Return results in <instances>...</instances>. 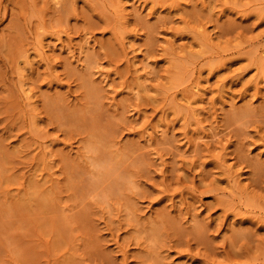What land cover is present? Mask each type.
Segmentation results:
<instances>
[{
	"label": "rangeland",
	"instance_id": "374dc122",
	"mask_svg": "<svg viewBox=\"0 0 264 264\" xmlns=\"http://www.w3.org/2000/svg\"><path fill=\"white\" fill-rule=\"evenodd\" d=\"M262 43L264 0H0V264H264Z\"/></svg>",
	"mask_w": 264,
	"mask_h": 264
},
{
	"label": "bare ground",
	"instance_id": "6f19581e",
	"mask_svg": "<svg viewBox=\"0 0 264 264\" xmlns=\"http://www.w3.org/2000/svg\"><path fill=\"white\" fill-rule=\"evenodd\" d=\"M122 1H123V0H122ZM201 1L203 2L204 0H201ZM120 2H121V1H119L118 3H120ZM131 5H133V3H132ZM122 6H123V5H122ZM122 6H121V8H122ZM124 6H125V5H124ZM124 6H123V8H124ZM127 6H128V4H127ZM127 6H126V8H127ZM119 8H120V6H119ZM121 8H120V9H121ZM126 8H125V9H122V10H120V11H125ZM123 13H124V12H123ZM126 13H128V12H126ZM124 14H125V13H124ZM122 16H123V15H122ZM124 16H126V15H124ZM127 16H128V15H127ZM62 31L64 32V30H62ZM40 33H44V36H45V31H44V32H40ZM40 33H39V34H40ZM60 34H61V33H60ZM135 34H136V33H135ZM40 35H41V34H40ZM42 35H43V34H42ZM131 35H132V34H131ZM60 36H61V35H60ZM132 36H133V35H132ZM134 36H135L134 38L136 39L137 35H134ZM202 37H203V42H204L205 44H212V43L214 42L213 40L215 39V38L213 39V33L210 34V33H208L206 30H204V31L202 32ZM215 37H216V36H215ZM61 38H63V37L61 36V37H59L58 39L62 40ZM128 38H130V36H129ZM134 38H132V39H130V40H133ZM39 39H40V38H39ZM86 39H87V42H88V41H89L88 38H86ZM135 39H134V40H135ZM41 40H43V39L41 38ZM41 40L38 41V42H40V44H41ZM63 41H64V40H63ZM84 41H85V42H83V43L86 44V43H87L86 40H84ZM134 42H135V41H134ZM129 43H130V42H129ZM135 43H136V42H135ZM38 44H39V43H38ZM42 44H43V45H42ZM42 44H41V45H42V48H41V49H43V46L45 47L43 41H42ZM55 44H56V47H57V45L60 44V42H57V43H55ZM65 44H66V43H65ZM65 44L62 43V41H61V44L58 45V46H60V50H61V47H62V49H63V45L65 46ZM88 44H90V42H88ZM41 45H40V46H41ZM83 45H84V44H83ZM40 46H39V47H40ZM46 46L48 47L49 45H46ZM67 46H68V45H67ZM67 46H65V47H67ZM86 46H88V45H86ZM89 46H91V45H89ZM89 46H88V47H89ZM92 46H93V45H92ZM92 46H91V47H92ZM131 46H132V45H131ZM179 46H180V45H179ZM263 46H264V44L262 43L261 46H260L258 49H256V51L259 52V53H258V56H259L261 53H264V47H263ZM81 47H82V48H81ZM81 47H80V49H83L84 51H86L87 49H90V48H91V47H90V48H87V47H86V50H85V47H84V48H83V46H81ZM133 47H134V44H133ZM182 47H183V46H182ZM37 48H38V47H37ZM94 48H95V47H94ZM94 48H92V51L94 50ZM134 48H135V47H134ZM136 48H137V47H136ZM136 48H135V50H137ZM178 48H181V47H178ZM34 49H35V51H36V48H34ZM39 49H40V48H39ZM64 49H65V48H64ZM183 49L185 50V48H183ZM37 50H38V49H37ZM44 50H45V48H44ZM179 50H180V49H179ZM90 51H91V50H90ZM90 51L87 50V51L84 52V53H88V52H90ZM181 51H183V50H181ZM44 52H45V51H43V54H44ZM70 52H71V54H72V52H73L72 56H73L74 53H75L74 51H70ZM133 52H134V51H133ZM135 52H136V51H135ZM35 53H38V52L36 51ZM41 53H42V52H41ZM46 53H47V51H46ZM81 53H83V52H80L79 55H80L81 57H83V56H84V53H83V55H81ZM43 54H39V55H40V56H43ZM136 54H139V53L137 52ZM136 54H134L135 57H137ZM27 55H28V54H27ZM27 55H26L27 59L29 58L28 56H30V58H31V55H28V56H27ZM37 55H38V54H37ZM37 55H36V56H37ZM86 55H88V54H86ZM134 55H133V56H134ZM33 56H35V54H34ZM70 56H71V55H70ZM26 57H25V58H26ZM74 57H75V56H74ZM39 58H40V57H39ZM41 58H42V57H41ZM41 58H40V59H41ZM34 59H36V58L34 57ZM34 59H33V57H32V58H31V61H30V59H29L28 61H27V60H26V61L29 62V65H30V63H32V61H33ZM42 59H44V58H42ZM74 59H75V58H74ZM78 59H80V58L78 57ZM24 60H25V59H24ZM80 60H81V59H80ZM26 61L23 62V63H24L23 66H22V65L20 66L22 69H23V67L25 68V63H26ZM35 61H36V60H35ZM37 61H38V60H37ZM74 61H75V60H74ZM76 61H77V60H76ZM81 61H82V60H81ZM134 61H135V60H134ZM136 61H137V60H136ZM136 61H135V62H136ZM33 62H34V61H33ZM34 63H35V62H34ZM133 63H134V62H133ZM27 64H28V63H26V65H27ZM33 65H34V64H33ZM33 65H31V67H32ZM137 65H138V63H137ZM146 65H147V64L142 65V69H146ZM143 66H144L145 68H144ZM28 67H30V66H28ZM21 68H20V72L23 73V72H22L23 70H22ZM25 69H27V67H26ZM25 69H24V70H25ZM99 69H100V68H99ZM136 69H138L137 66H136ZM140 69H141V68H139V70H140ZM142 69H141L140 71H142ZM28 70H30V69H28ZM28 70H26V71H28ZM100 70H101V69H100ZM26 71H25V73H26ZM97 71L99 72L98 69H97ZM144 71H147V70H143V72H144ZM100 72H103V71H100ZM147 72H148V71H147ZM141 73H142V72H141ZM144 73H145V72H144ZM144 73H142V74H143L144 77L146 78L145 75H148L149 72H148V74H147V73L144 74ZM263 73H264V72H263ZM93 74H94V72L92 73V75H93ZM139 74H140V73H139ZM25 75H26V74H25ZM95 75H96V73H95ZM99 75H100V73H99ZM21 76H22V74H21ZM93 76H94V75H93ZM101 76H102V74H101ZM104 76H106L105 73H103V77H104ZM139 76H140V75H139ZM141 76H142V75H141ZM262 77H263V78H262ZM262 77H259L260 80H261L260 83H263V84H264V74H262ZM101 78H102V77H101ZM140 78H141V77H140ZM145 78H143V81H146V80H144ZM208 78L210 79V77H208ZM208 78H207V79H208ZM259 78H258V79H259ZM261 78H262V79H261ZM102 79H103V78H102ZM107 79H108V78H107ZM137 79H139V78H137ZM21 80H22V78H21ZM104 80H105V79H104ZM105 81H106V80H105ZM105 81H103V82H105ZM107 81H108V80H107ZM139 81L142 82V79H139ZM195 81H196V80H195ZM206 81H207V80H206ZM257 81H258V80H257ZM22 82H23V81H22ZM23 83H24V82H23ZM201 83H202V82L198 80L197 82H195V83L192 85V86H193V92L191 91V93L196 94V95H193V96L196 97V98L198 97V99H200L199 97L203 98V97H202V94H204V92L206 91V88H205L204 86H202ZM138 84H139V85H138ZM143 84H144V83H143ZM257 84L259 85L258 82H257ZM22 85L24 86V87L22 86V88H21V90H23L22 95H23L24 93H26L27 98H30V101H31L32 95H30L29 92H31V94H33L32 91H31V90L28 91V89H25V88H26V83H24V84H22ZM30 85H31V84H30ZM136 85H137V87H139V86H140V83H139V82H136ZM147 85H148V84H147ZM147 85H146V86H147ZM141 86H142V84H141ZM141 86H140V87H141ZM146 86H145V87H146ZM260 86H262V85L260 84L259 86H257V88H260ZM263 86H264V85H263ZM140 87H139V89H140ZM145 87H143V88H145ZM148 87H150V86H148ZM134 88H135V87H134ZM150 88H152V87H150ZM150 88H149V89H150ZM153 88H154V87H153ZM31 89H33V87H32ZM146 89L149 91L148 88H146ZM146 89H145V90H146ZM135 90H138V88H137V89L135 88ZM147 90H146V92L144 91L145 94L147 93ZM150 90H151V89H150ZM155 90H156V89H155ZM139 91H141V89H140ZM139 91L136 92V95H138V93H140ZM148 93H150V92H148ZM148 93H147V95H148ZM191 95H192V94H190L189 98H191ZM197 95H199V96H197ZM200 95H201V96H200ZM24 96H25V94H24ZM22 97H23V96H22ZM189 98H188V99H189ZM192 98H193V97H192ZM33 99H34V98H33ZM33 99H32V100H33ZM198 99H197V100H198ZM185 100H186V99H185ZM193 100H194V102H196L195 99H193ZM203 100H204V99H203ZM30 101H29V103H30ZM200 101H201V99H200ZM200 101H198V102H200ZM31 102H32V101H31ZM185 102H186V101H185ZM187 102H190V101L187 100ZM187 102H186V103H187ZM191 102H193V101H191ZM198 102H197V103H198ZM32 103H33V102H32ZM32 103H30V104H32ZM191 104H192V105L189 104V108H190L191 106H193V103H191ZM187 105H188V104H187ZM194 105H195V104H194ZM193 107H194V106H193ZM191 108H192V107H191ZM191 108H190V109H191ZM198 108H199V107H198ZM198 108H197V110H198ZM187 109H188V106H187ZM193 109H196V108H193ZM199 109H201V108H199ZM192 112H193V111H192ZM194 112H195V114H196V111H195V110H194ZM194 112H193L192 115H194ZM38 113H40V112H38ZM198 114H200V113L198 112L197 115H198ZM37 115H38V114H37ZM195 117H196V116H195ZM195 117H194V118H195ZM197 118H198V116H197ZM158 120H159V119H158ZM196 120H200V119L198 118V119H196ZM159 121H161V120H159ZM163 122H164V121H163ZM157 123H158V122H157ZM164 124H165V122H164ZM201 124H202V123H201ZM36 125H37V124H36ZM38 125H39V123H38ZM38 125H37V126H38ZM159 125H160V124H159ZM159 125L156 124V126H155V127H157V128H156L157 131H158V126H159ZM165 125H167V123H166ZM37 126H36V128H38ZM150 127H151V126H150ZM167 127H168V126H167ZM160 128H162V125L160 126ZM148 129H149V128H148ZM151 129H152V128H151ZM160 130H161V129H160ZM162 130H163V134H164V130H165V128H164V129L162 128ZM162 130H161V132H162ZM203 130H204V129H203ZM157 131H156V132H157ZM167 131H168V130H167ZM167 131L165 130V132H167ZM147 132H148V131H147ZM158 132H159V131H158ZM152 133H153V131H152ZM152 133H150V134L152 135ZM148 134H149V133H148ZM203 135H204V134H203ZM203 135H202V137H203ZM216 135H217V134H216ZM147 136H149V135H147ZM200 136H201V135H200ZM206 136H207V135H206ZM208 136H209V135H208ZM210 136H211V135H210ZM212 136L214 137V135H212ZM260 136H262V135H260ZM204 137H205V136H204ZM204 137H203V138H204ZM145 138H146V137H145ZM150 138H152V137L150 136V137H149V140H151ZM199 138H200V137H199ZM263 138H264V136H263ZM146 139H147V138H146ZM260 139H261L262 141L264 140V139H262L261 137H260ZM262 141H261V142H262ZM263 142H264V141H263ZM263 142H262L261 145L264 146V143H263ZM50 144H51V143H50ZM49 146H50V145H49ZM45 148H46V147H45ZM45 148H44V149H45ZM49 150L52 151V149H49ZM49 150H48V151H49ZM49 152H50V151H49ZM51 153H52V152H51ZM47 154H48V153H47ZM101 167H103L102 164H101ZM103 169H104V168H103ZM242 173H243V172H242ZM242 173H239V174L242 175ZM239 174H237L238 176L236 175L237 177L234 178L235 182L238 181V180H241V181H242L243 178H242V179H238V178H240V176H241V175L239 176ZM243 174H244V173H243ZM233 177H234V176H233ZM231 178H232V177H231ZM228 181H230V178L228 179ZM241 181L239 182L240 184H241ZM230 182H231V181H230ZM235 182H232L231 184H234ZM237 183H238V182H237ZM231 184H230V185H231ZM235 184H236V183H235ZM235 184H234V186H235ZM240 184H238V185H240ZM228 185H229V184H228ZM234 186H232V187H234ZM242 186H243V184H242ZM229 187L232 188L231 186H228V187H226V188H229ZM236 187H237V184H236L235 188H236ZM238 187H239V186H238ZM238 187H237V188H238ZM240 187H241V185H240ZM240 187H239L238 189H240ZM243 187H244V186H243ZM244 188H245V187H244ZM233 189H234V188H233ZM232 191H234V190H232ZM234 215H238V213H237V214L234 213ZM241 218H242V217H241ZM240 220H241V219H240Z\"/></svg>",
	"mask_w": 264,
	"mask_h": 264
}]
</instances>
